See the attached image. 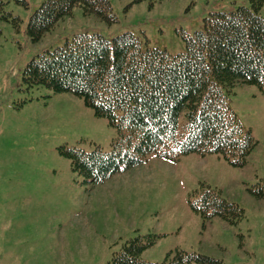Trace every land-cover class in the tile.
<instances>
[{
  "label": "rangeland",
  "instance_id": "374dc122",
  "mask_svg": "<svg viewBox=\"0 0 264 264\" xmlns=\"http://www.w3.org/2000/svg\"><path fill=\"white\" fill-rule=\"evenodd\" d=\"M26 1L6 6L20 18L19 27L0 21V264H107L127 241L147 233L160 236L141 255L149 263L162 264L169 252L184 249L222 264H264V95L258 86L238 84L231 100L243 132L258 142L245 165L215 153L179 160L149 154L90 183L61 150L100 145L109 151L117 129L82 97L28 87L23 78L36 54L82 32L112 39L129 31L144 47L184 52V35L203 30L206 17L250 1L110 0L117 17L111 24L77 5L38 42L27 28L44 0ZM260 13L264 17V5ZM185 123L183 112V134ZM203 183L239 203L245 217L234 224L213 217L204 225L189 203Z\"/></svg>",
  "mask_w": 264,
  "mask_h": 264
},
{
  "label": "trees",
  "instance_id": "16d2710c",
  "mask_svg": "<svg viewBox=\"0 0 264 264\" xmlns=\"http://www.w3.org/2000/svg\"><path fill=\"white\" fill-rule=\"evenodd\" d=\"M11 1L0 0V21L19 27L20 18L6 8ZM249 1V7L210 14L203 30L184 35L186 50L177 54L144 47L129 31L112 39L99 32L76 33L64 45L36 54L23 72L28 87L72 92L117 129L109 151L100 145L91 151L63 148L72 169L87 182L99 183L145 162L149 154L179 160L192 152L215 153L233 165H245L258 142L251 132H243L232 96L238 84L256 85L264 95V0ZM77 5L84 15L96 14L110 24L117 20L110 0H44L29 18L28 35L38 42ZM183 112L185 134L180 132ZM189 203L201 213L204 225L213 217L225 224L245 217L239 203L205 183ZM159 237L147 233L131 238L107 264H156L141 255ZM190 262L222 264L221 259L184 249L169 252L162 264Z\"/></svg>",
  "mask_w": 264,
  "mask_h": 264
}]
</instances>
